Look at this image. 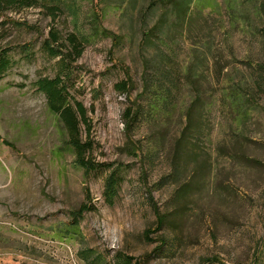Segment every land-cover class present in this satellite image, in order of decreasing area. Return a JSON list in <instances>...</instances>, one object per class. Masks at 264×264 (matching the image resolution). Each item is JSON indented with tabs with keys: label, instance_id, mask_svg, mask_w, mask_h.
Listing matches in <instances>:
<instances>
[{
	"label": "rangeland",
	"instance_id": "1",
	"mask_svg": "<svg viewBox=\"0 0 264 264\" xmlns=\"http://www.w3.org/2000/svg\"><path fill=\"white\" fill-rule=\"evenodd\" d=\"M42 1L62 12L0 14V50L11 60L0 76V264H264V90L252 86L264 66V17L249 30L231 22L222 0L192 6L174 53L199 77L177 94L170 120L137 126L124 111L141 91V33L156 19L143 16L147 1ZM51 27L83 43L68 61L67 89L86 109L89 157L120 172L112 199L110 170L84 173L34 86L54 73L41 49ZM127 77V91L117 90ZM231 87L243 96L240 113ZM196 95L210 105L194 112L197 130L183 146ZM162 238L170 246L153 253Z\"/></svg>",
	"mask_w": 264,
	"mask_h": 264
},
{
	"label": "trees",
	"instance_id": "2",
	"mask_svg": "<svg viewBox=\"0 0 264 264\" xmlns=\"http://www.w3.org/2000/svg\"><path fill=\"white\" fill-rule=\"evenodd\" d=\"M146 1L142 10L143 16L154 13L156 19L141 33L139 47L144 52L142 54L141 91L124 111V117L130 124L137 126L142 123L154 125L158 121L170 120L176 110L177 94L188 84H193V79L199 77L197 69L189 65L184 68L179 66L174 53L176 34L186 23L192 6L201 9L208 6L212 8L217 4V0ZM222 1L231 22L241 23L243 29L256 28L252 20L264 17V0H256L257 4L253 3L251 7L245 9L239 0ZM39 6L43 7L52 18L62 12V8L58 5L48 4L42 0H0V14L6 10L17 11L26 7ZM201 45L209 46L207 42H202ZM41 49L48 58L54 59V73L50 77H38L34 81V86L44 96L49 112L60 121L75 161L84 173L110 170L104 180V193L107 199H112L117 194L121 180L120 172L107 163L96 162L89 157L88 153L92 149V144L82 139V126L87 124L86 109L81 102L71 99L67 89V82L72 74L68 61L75 60L82 54L83 43L76 32L70 31L61 35L56 28L51 27L47 31V37L41 43ZM10 65L11 60L6 50H0V76ZM255 70L252 86L255 90L262 91L264 90V66L259 64ZM131 83L132 79L127 77L117 81L115 88L124 92ZM199 96L196 95L186 108L188 123L181 131L177 144L185 146L191 142L190 134L193 130H197V127L194 129L191 126L194 112L203 105L205 107L210 105V102H203ZM228 97L232 106L240 113L244 108L242 94L235 87H231ZM193 126H197L195 122ZM87 209L85 205H82L79 211ZM166 246H170V243L162 238L160 244L153 249V253L160 254Z\"/></svg>",
	"mask_w": 264,
	"mask_h": 264
}]
</instances>
